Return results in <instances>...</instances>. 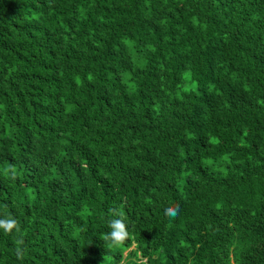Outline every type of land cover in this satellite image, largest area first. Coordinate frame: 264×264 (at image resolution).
I'll list each match as a JSON object with an SVG mask.
<instances>
[{"label": "trees", "instance_id": "1", "mask_svg": "<svg viewBox=\"0 0 264 264\" xmlns=\"http://www.w3.org/2000/svg\"><path fill=\"white\" fill-rule=\"evenodd\" d=\"M9 217L0 264H264V0H0Z\"/></svg>", "mask_w": 264, "mask_h": 264}, {"label": "clouds", "instance_id": "2", "mask_svg": "<svg viewBox=\"0 0 264 264\" xmlns=\"http://www.w3.org/2000/svg\"><path fill=\"white\" fill-rule=\"evenodd\" d=\"M179 213V206H168L165 208V215L171 219H175ZM113 216L116 217L109 221L110 232L106 233L103 236L104 241H106L109 247L118 248L124 244V242L128 239L129 233L127 229V224L125 222L123 213L119 211H113ZM0 228L4 230L6 234H10L13 229L16 230L17 233H20V227L17 220L14 218L0 219ZM23 243L22 237L17 240V245ZM17 256L22 259V254L20 252L19 247H17Z\"/></svg>", "mask_w": 264, "mask_h": 264}]
</instances>
